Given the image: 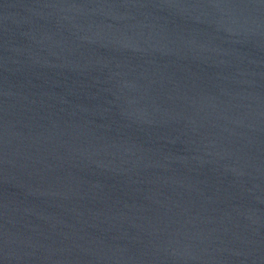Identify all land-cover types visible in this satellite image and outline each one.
I'll list each match as a JSON object with an SVG mask.
<instances>
[{
    "label": "water",
    "instance_id": "1",
    "mask_svg": "<svg viewBox=\"0 0 264 264\" xmlns=\"http://www.w3.org/2000/svg\"><path fill=\"white\" fill-rule=\"evenodd\" d=\"M0 264H264V0H0Z\"/></svg>",
    "mask_w": 264,
    "mask_h": 264
}]
</instances>
